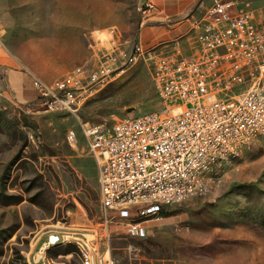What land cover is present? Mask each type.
I'll return each instance as SVG.
<instances>
[{"label": "rangeland", "instance_id": "obj_1", "mask_svg": "<svg viewBox=\"0 0 264 264\" xmlns=\"http://www.w3.org/2000/svg\"><path fill=\"white\" fill-rule=\"evenodd\" d=\"M232 1L237 11L254 10L264 21V0ZM148 2L179 8L189 0H0V46L24 65L16 66L20 72L54 82L77 67L91 68L92 32L115 28L127 50L139 44L140 9ZM202 2L206 8L212 0H196L193 9ZM187 13L170 21L186 22ZM182 41L174 44L188 52ZM0 78V264H30L48 232L95 228L101 221L98 172L83 124L109 126L162 105L153 64L145 60L96 87L78 118L49 113L22 94L31 78L19 95ZM71 130L76 148L67 140ZM163 217L146 237L115 235L116 264H264V136L218 171L206 193L166 209Z\"/></svg>", "mask_w": 264, "mask_h": 264}, {"label": "built area", "instance_id": "obj_2", "mask_svg": "<svg viewBox=\"0 0 264 264\" xmlns=\"http://www.w3.org/2000/svg\"><path fill=\"white\" fill-rule=\"evenodd\" d=\"M140 11L141 26L159 12L153 2ZM170 19L172 28L182 24ZM188 19L191 30L183 37L188 52L174 42L160 49L139 43L129 51L110 28L89 34L91 68L77 67L54 82L32 75L37 102L47 112L78 118L96 87L104 88L141 60L153 64L159 111L109 126L83 124L102 210L89 233L95 238L77 240L83 264H116L115 235L146 237L166 209L202 196L218 171L264 136V21L254 10L237 11L232 0H212L206 8L202 2ZM4 93L0 78V96ZM67 140L76 148L75 131ZM64 242L51 234L43 251ZM38 264L59 262L42 258Z\"/></svg>", "mask_w": 264, "mask_h": 264}, {"label": "crops", "instance_id": "obj_3", "mask_svg": "<svg viewBox=\"0 0 264 264\" xmlns=\"http://www.w3.org/2000/svg\"><path fill=\"white\" fill-rule=\"evenodd\" d=\"M195 2L196 0H189L187 4L180 6L179 8H166L164 6H160L158 8L159 12L157 16L151 18L148 21L149 24L147 26H141L139 42L147 47H155L166 42H178L179 44L183 43L184 41H180L183 37H185L188 31L190 32L192 19H188L187 17L186 22H182L181 26H177L175 28H172V26L169 25L168 19L175 15L179 16L184 14L186 11H189L190 14L193 10ZM187 14L186 16H189V14ZM184 51L187 50L184 48ZM16 66H19L20 69L24 68V65L12 59L7 54V51L0 46V73L3 74L9 87L19 95L22 93V88L20 89V86L26 85L28 81L30 82L31 78L29 88H24V90L26 89L28 92L22 94L34 96L37 100V95L32 87V77L26 73L20 72ZM32 75L45 82L50 81L40 77L34 72ZM91 229L92 228L89 227H77L70 229L68 232L59 230H52L48 232L38 241L36 249L30 259V264H38L41 262L42 258L54 259L59 262V264H83L82 257L77 247V240L82 237L94 239L95 236L89 234L91 233ZM54 233L59 234L65 242L43 251V244L47 241L48 236ZM75 250L78 251L76 252Z\"/></svg>", "mask_w": 264, "mask_h": 264}]
</instances>
